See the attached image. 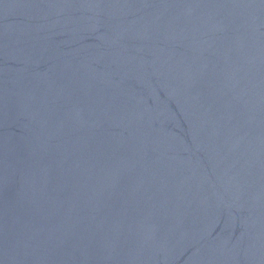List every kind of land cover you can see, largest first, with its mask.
Returning a JSON list of instances; mask_svg holds the SVG:
<instances>
[{
	"label": "water",
	"instance_id": "1",
	"mask_svg": "<svg viewBox=\"0 0 264 264\" xmlns=\"http://www.w3.org/2000/svg\"><path fill=\"white\" fill-rule=\"evenodd\" d=\"M0 264H264V0H0Z\"/></svg>",
	"mask_w": 264,
	"mask_h": 264
}]
</instances>
